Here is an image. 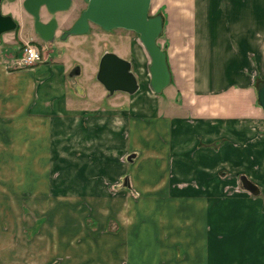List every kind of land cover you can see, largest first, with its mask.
Returning a JSON list of instances; mask_svg holds the SVG:
<instances>
[{"label": "crops", "instance_id": "crops-1", "mask_svg": "<svg viewBox=\"0 0 264 264\" xmlns=\"http://www.w3.org/2000/svg\"><path fill=\"white\" fill-rule=\"evenodd\" d=\"M25 1L2 0L18 27L0 41V264H264V0H152L166 98L134 38L140 89L87 91L85 34L63 38L87 3L43 7L47 41ZM28 43L44 61L24 68ZM89 92L112 99L87 108Z\"/></svg>", "mask_w": 264, "mask_h": 264}, {"label": "water", "instance_id": "water-1", "mask_svg": "<svg viewBox=\"0 0 264 264\" xmlns=\"http://www.w3.org/2000/svg\"><path fill=\"white\" fill-rule=\"evenodd\" d=\"M84 1L88 4L87 8L72 28L64 33L63 38L89 33L92 24L106 31L124 29L134 32L138 35L151 60L149 66L150 86L156 94H162L170 86L172 75L167 53L159 45V39L164 31V19L162 14L150 15L152 0ZM72 3L73 0H26L24 7L34 17L37 32L45 40L52 41L57 22L53 19L49 24H43L41 9L45 7L49 14H53L57 10L68 9ZM17 27L18 23L11 15H3L2 0H0V41L4 33L14 31ZM78 74V69H75L71 76L75 77ZM97 80L110 95L117 92L133 95L140 89L139 79L133 71L132 62L110 51L105 52L101 58ZM258 100L264 111V84L258 89ZM126 181L123 187L128 186ZM241 182L244 189L252 194L258 195L260 193L259 188L246 176L241 177Z\"/></svg>", "mask_w": 264, "mask_h": 264}, {"label": "rangeland", "instance_id": "rangeland-1", "mask_svg": "<svg viewBox=\"0 0 264 264\" xmlns=\"http://www.w3.org/2000/svg\"><path fill=\"white\" fill-rule=\"evenodd\" d=\"M157 1L154 3V5L151 8V12L150 15L151 16H155L159 13L158 8H157ZM94 26V31H90L89 33H86L84 35V39H85V52L84 53H79V57L82 58L83 62H85V64H87L86 66V75L82 76L79 81L82 84V87L87 88V91H89L90 89L95 92L98 91H105V87L97 80V72L96 70L99 69V65H100V61L97 62L96 61V57L97 60L99 59V52L101 50L102 54L104 55L105 52L110 51V52H114L116 54H118L119 56L123 57V58H127L126 55L129 53L130 48H129V44L131 43L130 40L127 39V37H132L135 39L136 45L140 48L143 49V51L147 53L144 45L141 43V41L139 40L138 35H136L134 32H127L125 30H121V29H116L113 31H106V30H102L101 28H96V25H92ZM93 30V27H92ZM98 30V31H97ZM97 34H94V33ZM161 38V37H160ZM66 41V40H64ZM65 43V50H68V54L72 56H75L74 54L79 52L76 50V48H73L72 43L69 41L64 42ZM159 44H160V39H159ZM56 48V47H55ZM21 53V52H20ZM97 55V56H96ZM102 55V57H103ZM101 57V58H102ZM149 63H151V60H149ZM147 67H145L144 69V75L143 77H141L143 83H145V85L147 87H149V83H150V73L148 70V65L146 64ZM93 68V69H92ZM93 70V71H91ZM96 72V73H95ZM169 87V86H168ZM166 88L164 95L165 98L167 96V94L170 92L171 88ZM90 95V92H89ZM112 98L107 97L105 100L103 99H98V97L95 96H89V98H87L86 100H83L85 103V105L87 106V108H102V107H106L109 105V101Z\"/></svg>", "mask_w": 264, "mask_h": 264}, {"label": "built area", "instance_id": "built-area-1", "mask_svg": "<svg viewBox=\"0 0 264 264\" xmlns=\"http://www.w3.org/2000/svg\"><path fill=\"white\" fill-rule=\"evenodd\" d=\"M45 46L28 43L22 49V57L19 65L24 68L34 67L44 61Z\"/></svg>", "mask_w": 264, "mask_h": 264}, {"label": "flooded vegetation", "instance_id": "flooded-vegetation-1", "mask_svg": "<svg viewBox=\"0 0 264 264\" xmlns=\"http://www.w3.org/2000/svg\"><path fill=\"white\" fill-rule=\"evenodd\" d=\"M83 1H84V0H83ZM87 5H88V4H87ZM86 8H87V7H86ZM86 8H85V9H86ZM85 9H83V10L81 11V14H82V12H83ZM81 14H80V16H81ZM92 25H93V24H92ZM92 25H91V26H92ZM100 28H101V27H100ZM101 29H102V28H101ZM103 30H104V29H103ZM121 30H124V29H121ZM125 31H127V32H132V31H128V30H125ZM131 38H132V37H131ZM131 38H130V37H127L128 40H131Z\"/></svg>", "mask_w": 264, "mask_h": 264}, {"label": "trees", "instance_id": "trees-1", "mask_svg": "<svg viewBox=\"0 0 264 264\" xmlns=\"http://www.w3.org/2000/svg\"><path fill=\"white\" fill-rule=\"evenodd\" d=\"M160 45V44H159ZM264 83H262L261 85H263ZM261 85H260V87H261Z\"/></svg>", "mask_w": 264, "mask_h": 264}]
</instances>
